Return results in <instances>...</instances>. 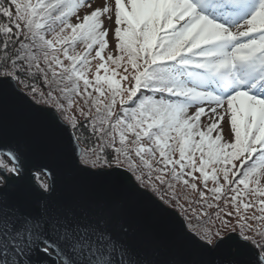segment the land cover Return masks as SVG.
<instances>
[{
	"label": "snow or ice",
	"instance_id": "6c2138e0",
	"mask_svg": "<svg viewBox=\"0 0 264 264\" xmlns=\"http://www.w3.org/2000/svg\"><path fill=\"white\" fill-rule=\"evenodd\" d=\"M93 4L0 0V120L13 99L52 149L41 162L0 124V264H264V0ZM92 137L97 171L76 163ZM56 159L116 194L56 199ZM172 181L213 202L199 191L165 244L135 212L167 215L140 189ZM176 247L199 259L160 258Z\"/></svg>",
	"mask_w": 264,
	"mask_h": 264
},
{
	"label": "water",
	"instance_id": "95a60500",
	"mask_svg": "<svg viewBox=\"0 0 264 264\" xmlns=\"http://www.w3.org/2000/svg\"><path fill=\"white\" fill-rule=\"evenodd\" d=\"M16 90L21 95L25 96L26 99L33 105V107L38 109H44L46 111L55 112V109L49 106L40 105L34 102L19 86L15 85ZM57 115H59L57 113ZM2 128L8 133L7 139H18L27 140L29 154L35 158L41 160V162L50 163L52 161V149L50 145L46 143V131L42 123L35 119L31 114H26L21 111L16 102L9 98L7 101V107L3 114L2 120H0ZM71 128L69 127V133H71ZM76 148L79 149V153L76 155L77 166L90 170L97 171L99 168H91L83 164L80 161V155L82 151L81 145L73 141ZM4 156L10 161V157ZM56 168L58 169L60 182L57 186L56 199L63 200L67 197H72L75 195H89V196H104L111 197L116 193L113 190L104 188L100 186L98 181H81L79 180L73 171L66 166L62 160L56 159L54 161ZM51 166V164H50ZM107 170V168H105ZM131 176L130 173H126ZM47 181V176L42 175ZM134 180V177H132ZM85 184L88 189L78 190L75 189L78 184ZM148 198L164 210L167 215H161L158 212L153 211L148 206H140L137 208L135 215L138 223L144 225L148 228L155 236H157L163 243L167 244L169 237L174 230L176 225H181L186 231H190L185 223V220L181 215L174 209L167 207L162 201L155 197L150 191L141 188ZM195 235L194 233H192ZM161 259H177L181 261H195L199 259L197 253L186 247H176V248H166L161 257ZM212 259V258H210ZM214 260H222L223 256H217L213 258Z\"/></svg>",
	"mask_w": 264,
	"mask_h": 264
},
{
	"label": "rangeland",
	"instance_id": "374dc122",
	"mask_svg": "<svg viewBox=\"0 0 264 264\" xmlns=\"http://www.w3.org/2000/svg\"><path fill=\"white\" fill-rule=\"evenodd\" d=\"M105 3H108V4L112 5V8H113L112 15H113V18H114V0H94L93 7L103 6ZM105 24L107 25L108 21H105ZM109 41H110V48L108 49V51H112V47H111L112 36H111V33H110V36H109ZM93 63H95V62H93ZM18 86L28 95V92L25 91L21 85L18 84ZM37 87H40V83L39 82H37ZM28 96L31 98L30 95H28ZM43 101L44 100H42V103H43ZM90 136H91V133H90ZM225 138L227 139V133H225ZM92 139H95V138L93 137ZM108 151L111 152V149H108ZM113 155H114V153H113ZM196 175H199V174L197 173ZM166 179H169V178H166ZM262 182H264V181H262ZM196 183H197V190L196 191H193L190 188H188L187 186H184L183 184H181L179 182H176V181H172V187L171 188L168 187L167 183L165 185H159V182H156V188L155 189H157V193L158 194L154 193V191H153L154 188H152V187H145L144 189L149 190L153 195L157 196V198L160 201H162L164 204H165V202L163 201V199H161V195H163L164 198H170L171 197V200L174 201V202L176 200V202L178 203L180 208H176V207H174L172 205L171 206L168 205V207L173 208L174 210H176L181 215V217L185 220V222H187L186 218L188 219V218H190L192 216L191 209L192 208H196L197 210H199L200 207H201V202L199 201V191H205L206 192V196L209 198L208 202H210V203L213 202L211 200V194L208 193L204 189L203 185L200 184L199 181H196ZM212 186H213L212 182L209 181L208 182V187L211 188ZM181 195H183V196H181ZM174 197H175V199H174ZM189 201H191V205L189 204ZM181 207H183V209L188 210V216L187 217H186L184 211L181 210ZM209 211L212 212V211H215V209L209 210ZM218 226L219 225H217V227Z\"/></svg>",
	"mask_w": 264,
	"mask_h": 264
},
{
	"label": "trees",
	"instance_id": "16d2710c",
	"mask_svg": "<svg viewBox=\"0 0 264 264\" xmlns=\"http://www.w3.org/2000/svg\"><path fill=\"white\" fill-rule=\"evenodd\" d=\"M29 95V94H28ZM31 99H32V97H31ZM33 100V99H32ZM42 100L43 99H41V98H39V97H37V99L36 100H33V101H35L36 103H38V104H41V105H45V106H49L50 104H47V103H45L44 101H43V103H42ZM51 106V105H50ZM88 136H90V131L89 132H87L86 133ZM93 138V137H92ZM90 139L89 141H88V143L87 144H85V143H80V145H81V147H82V151H81V155H80V161L83 163V164H85V165H87V166H90L91 165V160H85V158H84V154H85V148L86 147H92V146H95L96 145V138L95 139ZM0 159H3L6 163H9L8 161H6L4 158H0ZM10 164V163H9ZM113 166L115 167V164L113 163ZM91 167V166H90ZM97 168H100V165H98L97 166ZM105 168H106V166H105ZM41 179L42 180H44L45 181V178L43 177V176H41ZM46 182V181H45ZM153 191H154V193H157V189H153ZM158 194V193H157ZM181 196H183V195H181ZM157 197V196H156ZM174 199H175V197H174ZM163 201L165 202V205L166 206H168V205H172V206H174V207H176V208H180L179 207V205H178V203L176 202V200H175V202L174 201H172L171 200V197L170 198H164L163 199ZM170 202V203H169ZM186 220H187V222H186V225H187V228L189 229V218L187 219L186 218ZM193 223H195V220L193 219ZM190 230V229H189Z\"/></svg>",
	"mask_w": 264,
	"mask_h": 264
},
{
	"label": "flooded vegetation",
	"instance_id": "af4514ba",
	"mask_svg": "<svg viewBox=\"0 0 264 264\" xmlns=\"http://www.w3.org/2000/svg\"><path fill=\"white\" fill-rule=\"evenodd\" d=\"M0 158H4L6 161H8V159L4 156H0ZM9 162V161H8Z\"/></svg>",
	"mask_w": 264,
	"mask_h": 264
}]
</instances>
